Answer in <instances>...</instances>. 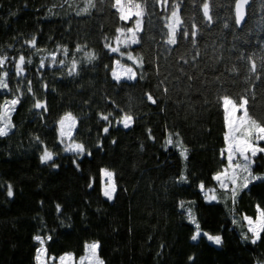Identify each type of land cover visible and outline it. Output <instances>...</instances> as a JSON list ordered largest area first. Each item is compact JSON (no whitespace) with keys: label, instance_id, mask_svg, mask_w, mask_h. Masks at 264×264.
Listing matches in <instances>:
<instances>
[{"label":"trees","instance_id":"trees-1","mask_svg":"<svg viewBox=\"0 0 264 264\" xmlns=\"http://www.w3.org/2000/svg\"><path fill=\"white\" fill-rule=\"evenodd\" d=\"M235 1L203 0L209 22L201 0H133L144 9L141 42L122 51L143 64L134 80L117 82L118 54L106 43L117 29L134 27L135 17L120 20L115 0H0V72L9 85L0 89V112L19 98L12 127L0 136V264H37V236L53 258H81L95 242L104 264H264V233L255 244L244 239L251 237L244 217L264 209V181L250 183L233 202L214 179L227 162L223 97L246 96L249 114L264 123V0L250 1L240 27ZM174 5L181 23L177 44L169 45ZM33 38L35 48L26 43ZM37 100L46 108L36 109ZM64 114L75 118L71 140L83 153L59 142ZM125 114L133 117L128 128ZM45 149L53 160L42 163ZM251 167L264 175V155ZM102 170L113 173L111 201L102 193ZM201 184L217 199H207ZM196 224L222 243L203 235L193 241Z\"/></svg>","mask_w":264,"mask_h":264},{"label":"snow or ice","instance_id":"snow-or-ice-1","mask_svg":"<svg viewBox=\"0 0 264 264\" xmlns=\"http://www.w3.org/2000/svg\"><path fill=\"white\" fill-rule=\"evenodd\" d=\"M165 5H167V0H163ZM248 2V0H238L236 3V23L239 24L243 19V6ZM203 16L207 18L209 22L212 21L213 17L210 15V8L208 3H203ZM115 7L117 12L120 14V20L127 21L131 19L132 16H136L137 19L135 21V28H128L126 30L127 33H130V36H126L123 40V44L125 47L129 45L140 44L141 40L138 37L137 33L141 31V22L139 17H141L144 13V9L140 3H133V0H128L125 3V0H115ZM181 23L180 17L178 15V8L174 5L173 10L171 11V16L169 22L166 24L168 28L167 32V43L169 45L177 44V27ZM193 31L191 32V36L193 41L197 35L196 25H192ZM118 32L124 33V29H117ZM183 36L185 38L188 37L189 32L187 29L183 31ZM119 42V37L117 38ZM31 47L35 48L36 41L33 38L30 41H26ZM106 47H110L111 51L117 52L119 49L111 47V45H106ZM77 51H80L77 48ZM65 54H67V50H65ZM129 60H132L134 64H139L142 66L143 61L140 59L138 61L137 58L133 57L131 53L127 55ZM6 58H0V67H3L5 64ZM89 59H95L94 56H90ZM25 63V57L21 55L19 57L18 62L15 64L16 73L20 75L23 73V65ZM30 63V61H29ZM53 63H56V59L53 56ZM63 63L62 61L60 62ZM43 62H41V67H43ZM73 69H75L76 65L73 63ZM120 71L122 73L127 74L128 80H134L136 78V73L133 71L131 67L124 68L119 65ZM250 71H256V64L253 62L251 64ZM261 71L264 72V65L261 66ZM71 74V73H70ZM8 76L7 72H3L0 75V89H7L9 87L6 77ZM112 77L114 80L119 82L121 80V75L118 74L116 70L112 71ZM29 87L28 91L31 92V82H28ZM147 100L151 103L155 104L156 100L152 95L147 96ZM19 103V98L11 99L10 101H6V106L2 112H0V136L8 135V131L12 127L10 120V112L14 110L15 105ZM249 100L246 96L240 97L239 102L225 95L223 97V106L225 111V122L227 126V133L225 135V141L228 145L227 151V167L220 173L216 174L214 179L218 182L220 189L225 190L226 193H230L233 198V202H235V197L238 195V192L242 189L248 188L249 184L254 181H264V175H255L252 171V164L254 163V158L257 157L258 154H264V147L260 146L261 142L264 141V123L258 122L254 119L250 114L247 108ZM35 108L41 109L46 108V105L37 100L35 102ZM237 112H242V115L236 116ZM110 115V114H109ZM109 115H101V119L107 121L109 120ZM133 122V117L130 114H125L122 117V123L124 128H128ZM60 136L61 142H63V138L67 135L68 138H71L72 129L75 125V118L71 116V114L65 115L60 121ZM105 133L108 132V127L103 129ZM38 139V138H37ZM168 143H172V138L169 136ZM66 151H71L77 154L84 152V145L79 143H71L65 147ZM186 150H184L181 154L185 155ZM238 157V159H237ZM185 155V159H186ZM42 163H47L53 160V154L47 149L44 150L43 155L40 157ZM235 161V162H234ZM104 176L108 178V185L103 189V195L107 198V200L111 201L113 199L114 193L116 192V185L112 182L113 173L105 170ZM182 180L186 179V177H181ZM201 191L205 192V196L209 200L217 199L216 190L209 189L205 190L203 184L200 185ZM8 196L11 197L13 195L11 186L8 188ZM59 208V206H57ZM181 207H183V202H181ZM258 216L255 219L250 217H244L247 222L248 229L247 232L251 233V237L245 233L244 239H251V243L255 244L261 238V234L264 233V209H261L257 206ZM188 215L191 219L192 223H196L195 219L192 217L191 210H188ZM207 237L209 241H212L216 245H220L222 243V238L220 236H212L208 233H201L199 225L196 224L195 234L191 237L193 241H197L201 236ZM37 241L43 245L44 241L40 236L35 237ZM99 245L98 243H92L86 245L87 249V257L81 258L79 264H85V260L90 261V264H104L102 260L99 259L97 255V249ZM45 253V249L41 246L38 249V253L36 256V260L39 262L41 260V256ZM72 259L71 256H61L60 264H65L66 260ZM191 259V258H190Z\"/></svg>","mask_w":264,"mask_h":264},{"label":"rangeland","instance_id":"rangeland-1","mask_svg":"<svg viewBox=\"0 0 264 264\" xmlns=\"http://www.w3.org/2000/svg\"><path fill=\"white\" fill-rule=\"evenodd\" d=\"M125 3H127L126 1H125ZM132 17H135V21H136V19H137V17L136 16H132ZM139 19H140V17H139ZM132 28H135V23H134V27H132ZM126 36H130V33H127L126 32V30H125V32L124 33H121V32H118V34H117V36L116 37H114L113 39H111L108 43H106V45H111V47H114V48H118L119 50L117 51V52H114V53H117L118 54V58L116 59V61H115V63H114V68H113V70H116L117 72H118V74H120L121 75V79H127V74L126 73H122L121 71H120V68L118 67V62H119V65L120 66H123L124 68H127V67H131L132 69H133V71L136 73L137 71H139L140 70V66H139V64L137 63V64H134L133 63V61L132 60H129L128 58H127V55L129 54V53H126V52H123L122 51V47L124 46V44H123V40L126 38ZM119 37V42H118V40H117V38ZM107 49L109 50V52H113V51H111V48L110 47H107ZM132 55V54H131ZM133 56V55H132ZM134 57V56H133ZM136 58V57H135ZM18 60H19V58L15 61V63H14V65L16 64V62H18ZM139 61V60H138ZM14 71H15V74H17L16 73V68L14 67ZM23 74V73H22ZM0 75H2V72H0ZM21 75V74H20ZM222 105H223V100H222ZM223 108H224V106H223ZM225 112V111H224ZM65 115H67V114H64L61 118H60V120L65 116ZM226 115V114H225ZM240 115H242V112H237L236 113V116H240ZM72 116V115H71ZM73 117V116H72ZM59 120V121H60ZM57 127H58V138H59V142L62 144V146H63V148L65 149V147L67 146V145H70L71 143H73V141L71 140V138L69 139L68 138V136L66 135L64 138H63V142H61V136H60V125H59V122H58V124H57ZM74 128V127H73ZM72 132H73V129H72ZM226 133H227V126H226ZM72 135V134H71ZM264 141H262L261 142V144H260V146H262V147H264ZM227 147H228V145H227V143H226V145H225V154H226V158H227V151H226V149H227ZM264 155V154H263ZM237 159H238V157H237ZM227 160V159H226ZM235 162V161H234ZM227 165H228V160H227V162H226V166H225V168L227 167ZM252 165H254V163L252 164ZM224 168V169H225ZM223 169V170H224ZM222 170V171H223ZM104 171L105 170H102L101 171V173H100V177H101V186H102V193H103V189H104V187L105 186H107L108 185V183H109V181H108V178L106 177V176H104ZM221 171V172H222ZM220 173V172H219ZM218 174V173H217ZM112 182H113V180H112ZM218 184V183H217ZM218 187H219V184H218ZM258 216V212H257V215H256V217ZM255 217V218H256ZM254 218V219H255ZM246 222V221H245ZM246 225H247V222H246ZM247 227H248V225H247ZM201 233H205V232H203V231H201ZM209 235H211V234H209ZM212 236H217V235H212ZM206 239H207V237H205ZM208 240V239H207ZM209 241V240H208ZM209 242H211V243H213L212 241H209ZM93 243H95V242H93ZM90 244H92V243H90ZM213 244H215V243H213ZM89 245V244H88ZM216 245V244H215ZM41 246L42 245H40V248H41ZM39 248V249H40ZM37 253H38V250H37ZM87 255H88V253H87V249H85V254H84V256L83 257H81V258H85V257H87ZM97 255H98V253H97ZM61 256H71V258L72 259H70V260H66L65 261V264H79V262H80V260H81V258H78V259H75V258H73V256L71 255V253H64V254H62ZM61 256H59V257H56V258H53V257H49V256H47L46 255V253H44L42 256H41V260L38 262L37 260H36V263L37 264H60V257ZM99 257V256H98ZM100 259V258H99ZM85 264H90V261H88L87 259L85 260Z\"/></svg>","mask_w":264,"mask_h":264},{"label":"water","instance_id":"water-1","mask_svg":"<svg viewBox=\"0 0 264 264\" xmlns=\"http://www.w3.org/2000/svg\"><path fill=\"white\" fill-rule=\"evenodd\" d=\"M250 1L251 0H248V2L243 6V13H244V15H243V19L241 20V22L239 24L236 23L238 27H240L243 24V22L245 21V18H246V10H247V7L250 4ZM237 2H238V0L235 1V5H234V17H235V21H236V3Z\"/></svg>","mask_w":264,"mask_h":264}]
</instances>
